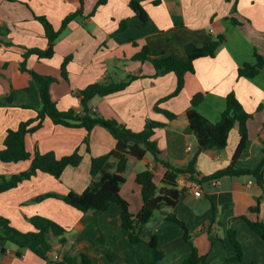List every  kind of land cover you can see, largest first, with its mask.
I'll return each mask as SVG.
<instances>
[{
  "label": "crops",
  "instance_id": "0c3cea01",
  "mask_svg": "<svg viewBox=\"0 0 264 264\" xmlns=\"http://www.w3.org/2000/svg\"><path fill=\"white\" fill-rule=\"evenodd\" d=\"M97 2L84 0V16L72 21L61 34L52 58L31 55L27 59L29 70L55 79L50 95L57 108L81 113L82 90L94 84L129 83L123 91L94 97L89 103L91 111L114 119L136 133L145 128L148 120L164 124L151 138L158 146L160 160L186 167L195 158L200 175L210 176L231 166L240 141L238 127L230 132L226 149L198 152L186 113L192 98L203 94L204 100L196 109L216 124L226 108L227 96L234 92L245 111L252 115L248 121V146L236 167L256 168L262 160L264 146V70L249 79L240 78L238 69L246 63L254 64L255 54L264 58V0H142L140 4L148 15L145 25L131 9V0H108L93 16H88ZM78 7L77 2L69 0H0V150L5 148L8 131L35 119L41 106L39 83L29 73L23 75L28 88L14 90L27 50L48 48L44 26L36 17L47 18L59 30L63 20ZM122 21H126L127 28L117 33ZM220 37L225 42L215 57L197 59L194 73L185 76L182 92L166 102L161 100L176 90V75L155 76L151 62L133 60L145 47L157 56L185 60L187 46L202 48ZM66 58L69 62L64 78L62 64ZM132 76L135 78L131 79ZM157 105L176 115V119L170 120L156 112ZM87 136L84 128L55 125L48 118L41 129L28 134L25 142L31 155L39 151L53 153L60 159L78 150L81 163L67 167L60 179L39 171L17 187L0 193V216L23 232L34 230L29 220L36 216L65 228L67 244L60 246L57 238L52 240L54 260L85 250L94 264H150L154 253L148 241L156 236L163 254L156 264H183L191 254L184 231L180 225L165 221L160 213L141 228L144 242L135 246L119 225L115 204L105 212H82L61 199L71 191L83 193L92 182V158L108 154L117 144L101 126L92 130L89 144L85 143ZM31 165V160L0 161V176L9 178L24 173ZM148 168L154 171V181L161 186L166 169L150 153L143 160L128 158L121 195L129 202L133 214L143 206L142 187L136 178ZM218 181L217 186L211 181L199 182L201 197L182 192L177 205L167 212L185 224L198 252L207 256L206 264H221L234 255L227 240L230 228L236 231L244 250L243 261L231 264H264V238L241 219L264 221V188L246 175ZM47 194L57 197L38 200ZM258 204L260 213L252 212ZM0 264L52 263L31 250L0 240Z\"/></svg>",
  "mask_w": 264,
  "mask_h": 264
},
{
  "label": "trees",
  "instance_id": "16d2710c",
  "mask_svg": "<svg viewBox=\"0 0 264 264\" xmlns=\"http://www.w3.org/2000/svg\"><path fill=\"white\" fill-rule=\"evenodd\" d=\"M77 2L78 9L73 14L67 16L59 30H55L47 18L38 16L45 29L46 38L48 40V48L45 51L39 49H30L23 55V62L20 65V74L15 78L16 88L27 89L24 82V73H29L34 80L39 83V96L41 106L37 109L38 116L29 121L22 122L17 130H9L5 139V148L0 150V161L10 163H18L21 161L31 160L30 169L24 173L4 177L0 176V193L17 187L21 182L31 179L39 171L49 173L56 179H60L67 167H77L81 163L82 157L79 151H75L72 155L63 158H56L53 153L42 154L36 151L31 155L26 148V136L35 133L42 128L44 121L48 118L55 125H62L69 128H84L88 132L85 143L89 144V135L96 126L105 128L117 141L113 150L108 154L96 158H92L91 176L92 182L83 193L69 192L61 199L68 205L82 211H99L105 212L110 205L115 204L119 211V225L127 232L129 240L135 246L144 242L141 236V228L148 224L156 213L164 216L165 221L174 222L180 225L184 231V240L191 247V254L184 260L183 264H206L207 256L201 255L192 242L190 232L185 224L180 221L174 214L168 213L167 210L174 208L182 191L178 189L177 179L181 175L189 176L190 179L200 183H206L223 177L235 176H251L258 186L264 188V146L263 157L260 164L253 169H243L236 167L238 158L245 153L248 146V121L252 115L247 113L242 104L236 98L234 92H231L226 98V108L221 115L218 123L213 124L198 111L197 107L203 102L204 95L197 94L191 100V107L186 113L190 129L198 143V152L209 149L224 150L228 146V137L230 132L237 126L240 135L238 147L233 156L231 166L217 171L210 176H201L196 169V159L194 158L186 167H178L168 162H163L159 158L160 151L157 144L151 140L156 129L161 128L164 124L148 120L145 128L139 132H133L125 125L114 119H106L97 115L89 108L90 101L96 97H105L126 89L129 83H102L94 84L82 90L80 94L82 109L81 113L75 110L60 111L57 104L52 100L50 95V86L55 81L52 77L41 76L27 68V59L31 55H37L40 59H50L54 56L55 45L61 34L67 29L68 25L76 19L83 17L84 0H69ZM142 0H131L130 7L135 12L143 25L148 20V15L141 6ZM108 0H98L93 11L88 16H93L97 9L105 5ZM159 4V1H154ZM127 28L126 21H122L117 33ZM225 42L220 37L216 41L207 44L205 47L197 48L189 45L186 47L187 57L185 60L178 59L173 56H157L150 52L148 47L142 49L134 57V61H149L153 64L156 74L155 76L174 73L177 77L176 90L168 97L161 100L166 102L168 99L178 96L185 85V76L188 73H194V62L203 57H215L218 48ZM256 62L246 63L239 67L238 76L252 79L264 70V58L255 54ZM69 58H66L62 64V75L67 78L66 67ZM134 79L135 77H130ZM25 83V84H24ZM156 112L164 114L168 119H176V115L169 111L160 109L155 106ZM150 153L154 161L161 163L165 169L161 186L154 181V171L147 169L139 173L136 182L142 187L143 206L137 214L131 212L129 202L121 195V188L126 182L124 173L126 172L128 158L133 157L143 160ZM48 197H57L55 194H47L38 198L44 200ZM254 213H260V204L251 209ZM248 225L264 238V221H251L247 217H242ZM30 223L34 230L23 232L11 226V222L0 216V240L10 242L21 249H28L37 256L52 264H94L92 258L85 250L76 253L65 254L60 260L52 259L54 238L58 239V244L64 246L67 244L65 237L66 229L56 222L36 216L31 218ZM213 221V217L211 219ZM228 243L231 246L234 255L221 264H231L244 259V250L237 238V233L233 229L228 230ZM148 244L153 250L154 259L150 264H156L163 258V254L159 250V243L156 236H152Z\"/></svg>",
  "mask_w": 264,
  "mask_h": 264
},
{
  "label": "built area",
  "instance_id": "2783aa9c",
  "mask_svg": "<svg viewBox=\"0 0 264 264\" xmlns=\"http://www.w3.org/2000/svg\"><path fill=\"white\" fill-rule=\"evenodd\" d=\"M211 33H213V30H211ZM214 186L219 185L218 179L211 181ZM250 185L253 184V181L249 182ZM177 186L178 189L182 192L189 191L191 192L195 197H201L203 196L202 186L198 181L190 179L189 176L181 175L177 179ZM56 260H60L59 257H56Z\"/></svg>",
  "mask_w": 264,
  "mask_h": 264
},
{
  "label": "rangeland",
  "instance_id": "374dc122",
  "mask_svg": "<svg viewBox=\"0 0 264 264\" xmlns=\"http://www.w3.org/2000/svg\"><path fill=\"white\" fill-rule=\"evenodd\" d=\"M154 112V111H153ZM155 113V112H154Z\"/></svg>",
  "mask_w": 264,
  "mask_h": 264
}]
</instances>
